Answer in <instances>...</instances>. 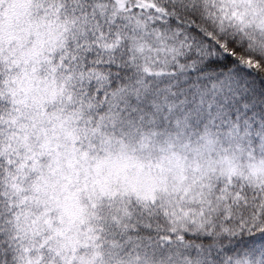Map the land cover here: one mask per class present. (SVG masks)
<instances>
[{
  "label": "snow or ice",
  "instance_id": "1",
  "mask_svg": "<svg viewBox=\"0 0 264 264\" xmlns=\"http://www.w3.org/2000/svg\"><path fill=\"white\" fill-rule=\"evenodd\" d=\"M0 264H264V0H0Z\"/></svg>",
  "mask_w": 264,
  "mask_h": 264
}]
</instances>
